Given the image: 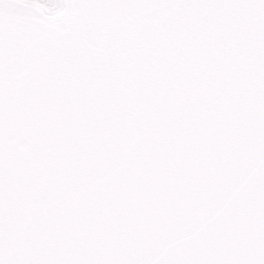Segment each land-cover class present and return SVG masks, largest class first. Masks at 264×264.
Wrapping results in <instances>:
<instances>
[{"label": "snow or ice", "instance_id": "snow-or-ice-1", "mask_svg": "<svg viewBox=\"0 0 264 264\" xmlns=\"http://www.w3.org/2000/svg\"><path fill=\"white\" fill-rule=\"evenodd\" d=\"M0 264H264V0H0Z\"/></svg>", "mask_w": 264, "mask_h": 264}]
</instances>
